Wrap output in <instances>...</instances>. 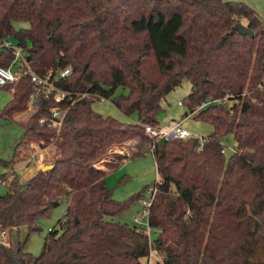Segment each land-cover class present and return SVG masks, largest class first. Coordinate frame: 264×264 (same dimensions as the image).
Here are the masks:
<instances>
[{"label":"trees","instance_id":"16d2710c","mask_svg":"<svg viewBox=\"0 0 264 264\" xmlns=\"http://www.w3.org/2000/svg\"><path fill=\"white\" fill-rule=\"evenodd\" d=\"M16 22L28 27L16 28ZM243 23L254 36L233 31ZM15 37L33 70L72 74L55 84L73 93L90 92L70 105L61 131L40 123L50 115L51 96L39 92L34 110L21 125V146L37 142L55 149L52 169L26 183L14 173L0 195V264H143L151 249L154 264H264V22L245 2L225 0H0V42ZM32 47L27 48V41ZM14 59L0 48V67ZM186 103L211 104L195 116L213 125L201 151L198 138L156 140L146 127H161L162 100L184 80ZM2 88L11 90L1 116L27 111L36 93L30 74ZM1 88V89H2ZM122 91L116 95L118 89ZM103 96L137 123H124L93 109ZM98 97V98H97ZM233 134L236 151L227 160L223 137ZM131 140L137 150L117 155V167L141 155L147 145L160 180L148 209L155 240L138 226L114 221L125 206L114 199L107 173L97 164L111 148ZM115 163V164H114ZM6 177V175H5ZM67 209L33 256L21 229L40 230L38 221L55 202Z\"/></svg>","mask_w":264,"mask_h":264},{"label":"rangeland","instance_id":"374dc122","mask_svg":"<svg viewBox=\"0 0 264 264\" xmlns=\"http://www.w3.org/2000/svg\"><path fill=\"white\" fill-rule=\"evenodd\" d=\"M234 2H245L253 6L261 15L264 22V0H225ZM27 22H16L15 27H28ZM15 43L17 39L12 38ZM27 48L32 47L31 41H27ZM1 48V46H0ZM122 89H118V95ZM191 93V83L188 79L184 80L180 86L172 90L161 102V109L158 112V119L163 127H170L172 122H178L182 119L184 126L195 135L207 136L213 131V125L209 122L202 121L192 114L198 106L190 108L186 103L187 97ZM12 98L11 90L0 89V158L12 160L16 156L17 145L23 138L25 130L21 121L25 122L30 116V110L14 115L13 118L1 116L5 105ZM224 100V98L222 99ZM182 102V104H180ZM221 104V103H220ZM226 104L230 107L233 101L227 99ZM34 108V107H33ZM93 109L105 116H111L124 123H137V114L130 116L125 115L119 110L111 99L97 100L93 103ZM200 111V110H199ZM225 157L228 160L237 148L233 134L226 135L222 139ZM54 147L36 145L29 148L27 145L20 148V159L14 164L13 170L0 165V195L4 194L10 182L14 178V173L18 176L21 183H26L41 168L47 164H52L54 159ZM137 150V141L131 140L123 145H118L110 149L105 158L97 166L107 173V186L113 193V197L125 208L116 216L114 221L127 224L129 226H138L147 232L151 231V240H155L158 233L151 228L148 223V203L152 200V193L149 191L157 181L160 180L155 158L151 151V146L147 145L145 152L141 155L129 157L126 161L117 165H111V162L117 160V155H131ZM117 167V168H116ZM6 175V177H5ZM67 203L62 201L58 206L53 207L50 214L39 219V231L29 234L27 227L21 229V241L27 240L26 250L33 256H39L42 252L45 238L52 228L59 229V221L66 213ZM139 221H136V219ZM1 240V236H0ZM162 255H154L153 260H160ZM143 264H146L145 259Z\"/></svg>","mask_w":264,"mask_h":264},{"label":"built area","instance_id":"2783aa9c","mask_svg":"<svg viewBox=\"0 0 264 264\" xmlns=\"http://www.w3.org/2000/svg\"><path fill=\"white\" fill-rule=\"evenodd\" d=\"M0 46L3 49H11L14 52V59L11 65L8 67H0V89L2 88V86L10 82H15L16 80H18V78L21 76L22 73H25V74H30L36 89V93L32 94L30 97L29 106H28L30 110L33 109L34 103L37 100V95L39 92L43 93L47 97L49 96L52 97L54 105L50 109V115L45 119H41L40 123L47 124L49 127L57 129L58 132L61 131L68 110L70 108V105L74 104L76 100L84 98L87 95H94L90 92L73 93L71 91L62 89L55 84L54 80H59L61 78H65L70 74H72L71 67H67L64 70L60 71L58 74L53 76L54 78H52L51 72L44 77L37 74L31 67L26 57L24 46L15 43L13 39H4L2 42H0ZM259 88L261 89V91L264 92V77L259 84ZM222 99H210L207 102H204L202 103V105L195 108V110H193L192 114L190 115L191 116L194 115L195 112L197 113L199 110L211 104H215V103L226 104L228 97H225L224 100ZM99 100L104 101L108 99L103 96H100ZM180 104H182V102H180ZM184 121L185 120L182 119L181 121L178 122H172L170 127L161 126L160 128L159 127L154 128L148 125L146 127V132L156 140L175 139V138L189 139L192 137H196L200 142L198 146V151H201L204 147V144L208 141L207 136L193 134L190 130H188L184 126ZM36 145L39 146L40 144L37 142H31L28 146L29 148H34ZM236 149L237 148H235L233 151L235 152ZM153 150H154V146L151 147V151ZM222 151L223 153L226 154L225 149H223ZM149 191L152 193V197H153L154 193L156 192L155 186L151 187ZM150 204L151 202L148 203L147 207H149ZM145 233L151 240L150 228L148 232L145 230ZM0 236H1L0 244L3 245L5 248H9L11 246V243L7 231H2L0 233ZM156 254H159V252L156 249L152 248L148 259L145 260L146 264H154L155 262H157L158 260H153L154 255Z\"/></svg>","mask_w":264,"mask_h":264},{"label":"water","instance_id":"95a60500","mask_svg":"<svg viewBox=\"0 0 264 264\" xmlns=\"http://www.w3.org/2000/svg\"><path fill=\"white\" fill-rule=\"evenodd\" d=\"M233 31H238L243 35H249V36H254V32L251 28H249L247 25L243 24V23H238L233 27ZM54 166V164H47L45 166H43L41 169L43 171H47L52 169ZM60 203L59 202H55L54 206H58Z\"/></svg>","mask_w":264,"mask_h":264},{"label":"crops","instance_id":"0c3cea01","mask_svg":"<svg viewBox=\"0 0 264 264\" xmlns=\"http://www.w3.org/2000/svg\"><path fill=\"white\" fill-rule=\"evenodd\" d=\"M126 160H127V159H126ZM126 160H125V161H126ZM118 167H119V166H118ZM116 168H117V167H116ZM159 178H160V175H159ZM135 219H136V218H135ZM136 221H138V220H136ZM138 222H139V221H138Z\"/></svg>","mask_w":264,"mask_h":264}]
</instances>
